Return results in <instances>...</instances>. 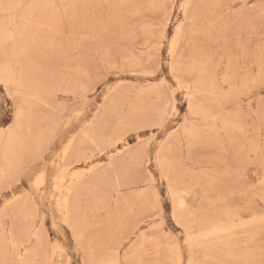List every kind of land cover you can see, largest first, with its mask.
I'll return each mask as SVG.
<instances>
[{
    "label": "rangeland",
    "instance_id": "rangeland-1",
    "mask_svg": "<svg viewBox=\"0 0 264 264\" xmlns=\"http://www.w3.org/2000/svg\"><path fill=\"white\" fill-rule=\"evenodd\" d=\"M176 262L264 264V0H0V264Z\"/></svg>",
    "mask_w": 264,
    "mask_h": 264
},
{
    "label": "bare ground",
    "instance_id": "bare-ground-1",
    "mask_svg": "<svg viewBox=\"0 0 264 264\" xmlns=\"http://www.w3.org/2000/svg\"><path fill=\"white\" fill-rule=\"evenodd\" d=\"M22 54H23V52H22ZM10 66V65H9ZM5 70V68H2V70ZM3 70V71H4ZM9 71V70H8ZM194 71V70H193ZM6 72V71H5ZM16 72V71H15ZM9 74H11V73H9ZM194 74V73H193ZM3 75V74H2ZM25 77V76H24ZM27 80V79H26ZM29 80V79H28ZM21 81V80H20ZM23 82V81H22ZM21 82V83H22ZM23 84V83H22ZM21 84V85H22ZM23 86V85H22ZM196 86V85H195ZM201 86V85H200ZM205 86V85H204ZM36 87V86H35ZM199 87V86H198ZM207 87H208V85H207ZM200 88V87H199ZM198 88V89H199ZM211 88V87H210ZM35 89V88H34ZM206 89V88H205ZM30 92V91H29ZM210 98V97H209ZM201 100V99H200ZM199 131V130H198ZM12 138V137H11ZM254 139V138H253ZM246 140V139H245ZM250 142V141H249ZM11 143V142H10ZM253 144V143H252ZM190 146V145H189ZM4 147H5V145H4ZM6 149V148H5ZM7 150V149H6ZM10 150V149H9ZM258 153V152H257ZM261 153V152H260ZM262 155V154H261ZM167 161V160H166ZM162 163H163V161H162ZM160 164V163H159ZM166 164V163H165ZM168 166H170V164L168 165ZM161 168V167H160ZM164 169V168H163ZM64 172V171H63ZM168 175V174H167ZM176 175V174H175ZM167 179V178H166ZM137 180V179H136ZM171 180V179H170ZM173 181V180H172ZM196 182V181H195ZM187 193V192H186ZM69 196H70V194H69ZM148 196V195H147ZM189 203V202H188ZM70 205V204H69ZM177 205V204H176ZM91 207V206H90ZM185 209V208H184ZM197 210V209H196ZM190 211V210H189ZM219 214V213H218ZM178 216V215H177ZM191 218V217H190ZM222 218V217H221ZM175 219H177V218H175ZM193 219V218H192ZM195 219H196V217H195ZM213 220V219H212ZM181 221V220H180ZM228 222V221H227ZM185 223V222H184ZM189 223V222H188ZM209 223V222H208ZM187 225V224H186ZM182 227V226H181ZM216 227V226H215ZM83 235V234H82ZM204 237H206V236H204ZM207 239V238H206ZM245 240V239H244ZM243 242V241H242ZM194 245V244H193ZM213 250V249H212ZM246 251V250H245ZM217 254V253H216ZM63 259V258H62ZM176 259V258H175ZM218 259V258H217ZM180 260V259H179ZM219 261V260H218ZM223 261H224V259H223ZM232 262V261H231ZM177 263V262H176ZM227 263V262H226ZM178 264V263H177Z\"/></svg>",
    "mask_w": 264,
    "mask_h": 264
}]
</instances>
